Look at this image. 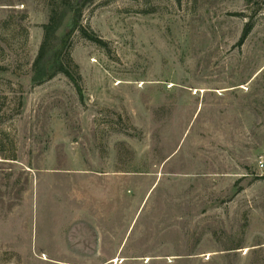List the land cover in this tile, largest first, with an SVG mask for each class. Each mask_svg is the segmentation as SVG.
Listing matches in <instances>:
<instances>
[{"label":"rangeland","instance_id":"obj_1","mask_svg":"<svg viewBox=\"0 0 264 264\" xmlns=\"http://www.w3.org/2000/svg\"><path fill=\"white\" fill-rule=\"evenodd\" d=\"M0 68V264H264V0H0Z\"/></svg>","mask_w":264,"mask_h":264},{"label":"trees","instance_id":"obj_2","mask_svg":"<svg viewBox=\"0 0 264 264\" xmlns=\"http://www.w3.org/2000/svg\"><path fill=\"white\" fill-rule=\"evenodd\" d=\"M79 16H76V26H79ZM60 25L57 23V19L55 18V14L53 15L51 22L49 25L45 26V36L43 43L41 45V49L39 55L34 63V77L33 82L36 84H42L46 81H50L54 79L57 75L66 76L79 90L80 95H82V91L80 90L79 81L81 80L79 67L74 63V60L71 57L70 52H67L65 55L66 61L73 65L76 69V76H74L66 67L64 61L53 62L52 59H49V53L51 51V43L56 39V33L59 29ZM84 35L89 40L98 43L100 45H105L106 43L98 38L97 36L90 35L86 33L84 29L81 27ZM253 29V24H248L244 36L242 37L241 43L245 41L248 37L249 33ZM65 47L60 50V53L63 52ZM2 68H0V71ZM77 77V78H76Z\"/></svg>","mask_w":264,"mask_h":264}]
</instances>
